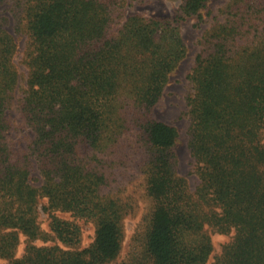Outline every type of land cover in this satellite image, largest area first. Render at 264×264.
Listing matches in <instances>:
<instances>
[{
  "label": "trees",
  "instance_id": "obj_1",
  "mask_svg": "<svg viewBox=\"0 0 264 264\" xmlns=\"http://www.w3.org/2000/svg\"><path fill=\"white\" fill-rule=\"evenodd\" d=\"M211 2L131 14L114 32L126 0H18L25 72L0 16V264H264V0H226L201 35L187 74L194 188L177 128L157 116L187 56L181 22ZM127 177L149 206L119 261L139 207ZM77 220L94 225L84 248ZM214 233L230 236L216 254Z\"/></svg>",
  "mask_w": 264,
  "mask_h": 264
},
{
  "label": "rangeland",
  "instance_id": "obj_2",
  "mask_svg": "<svg viewBox=\"0 0 264 264\" xmlns=\"http://www.w3.org/2000/svg\"><path fill=\"white\" fill-rule=\"evenodd\" d=\"M124 6L118 10L114 15L116 16V24L113 26L115 32L119 23L131 14H142L146 17L156 18H171L174 16L176 9L181 4L182 0H126ZM226 0H212L208 8L203 10V21L197 16L188 17L181 22L182 38L187 46V56L178 64L170 76V81L167 84L164 95L159 103L157 109V116L159 119L174 125L178 130V137L176 141V152L179 158V172L185 176L192 188L199 182L198 175L195 172V159L191 155L188 147V96L192 93V84L187 79V74L194 64V58L198 50L201 48L200 38L205 28H208L212 22V14H216L218 9L224 4ZM18 0H7L0 5V16H7L6 27L14 33L18 48L15 54V62L21 72H25L26 65L23 61L25 55V48L28 43V38L23 31L15 29L19 18L14 13L17 12ZM213 11L210 15L208 10ZM15 16V17H14ZM17 17V18H16ZM15 26V27H14ZM21 95V93H20ZM13 119L17 122L16 114ZM18 136V135H17ZM130 181V182H129ZM126 185L129 194L135 195L139 203L136 215H131L126 218L125 225V239L123 249L121 251L119 261L125 260L134 251L139 248V237L143 232V225L146 221L145 216L149 200L144 194V190L140 187L135 179L126 178ZM61 216L68 218L67 214ZM40 218L42 226L49 229V218L43 211ZM145 219V220H144ZM81 225V240L72 248H84L89 246L94 239V225L92 222L77 220ZM214 251L213 254L221 250L222 244L230 240L229 234H216L213 236ZM48 242H52L51 240ZM67 247V246H66Z\"/></svg>",
  "mask_w": 264,
  "mask_h": 264
}]
</instances>
